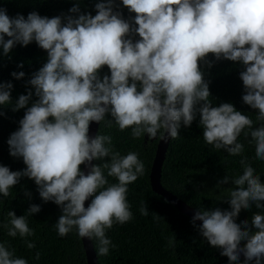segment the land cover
<instances>
[{
    "label": "clouds",
    "instance_id": "9594fccd",
    "mask_svg": "<svg viewBox=\"0 0 264 264\" xmlns=\"http://www.w3.org/2000/svg\"><path fill=\"white\" fill-rule=\"evenodd\" d=\"M122 4L136 14V26L113 11V0L97 3L95 16H67L63 21L60 16L48 18L36 12L26 19L19 14L10 18L0 8V47L5 55L16 44L27 46L33 41L47 52V62L29 81L38 99L7 141L10 155L22 157L26 168L11 171L0 166V194L8 197L22 176L33 179L40 197L61 208L62 215L54 225L58 235L65 237L75 229L81 238L94 237L101 256L108 255L111 245L106 230L132 219L128 185L143 174L144 165L135 152L121 156L113 151L111 136L90 137V122L100 123L110 113L109 127L114 122L120 131L131 128L133 139L144 134L155 138L161 129L162 139L166 133L175 139L181 122L189 127L199 115L206 144L237 156L244 150L238 137L250 135L255 157L264 161V123L251 130L253 120L233 104L212 106L208 82L199 67L201 61L209 63L208 54L217 60L241 62L245 68L240 73L245 91L242 100L258 109L256 119L264 122V0H122ZM69 11L76 13L79 8ZM136 34L140 39L134 42L130 37ZM105 65L110 76L101 79L99 71ZM12 76L20 79L24 73L13 72ZM11 88V83H0V105L11 102ZM32 95L31 91L20 95L13 111L25 108ZM105 157L110 162L103 169L118 181L107 187L102 167L91 163ZM240 163L243 174L233 178L238 187L229 193L231 211L198 210L192 223L202 221L201 235L220 248L229 262L239 264L243 254L244 264L253 259L261 264L264 215L252 217L254 233L247 230V220L241 222L242 229L235 218L252 203L264 207L260 203L264 183L254 175L247 158ZM81 165L89 168L87 174ZM228 180L225 176L220 183ZM93 196L86 208L85 201ZM40 210L33 204L27 215ZM140 212L148 215L143 202ZM8 216L10 227H5L9 236L35 234L26 215L17 217L9 211ZM241 241H246L243 247ZM25 242L29 249L35 247V243ZM0 264L28 261L14 258L0 243Z\"/></svg>",
    "mask_w": 264,
    "mask_h": 264
},
{
    "label": "trees",
    "instance_id": "16d2710c",
    "mask_svg": "<svg viewBox=\"0 0 264 264\" xmlns=\"http://www.w3.org/2000/svg\"><path fill=\"white\" fill-rule=\"evenodd\" d=\"M100 2L106 3L107 0H0V8L6 9L10 18L19 14L26 19L29 13L36 12L42 17L60 16L63 21L67 16H95V5ZM74 6L79 8L76 13L69 11ZM113 11L120 13L124 20L136 26V14L129 12L128 8L123 6L122 0H113ZM130 38L134 42L140 39L138 34ZM7 39L10 38L5 36V40ZM206 59L211 66L201 61L199 67L204 73V80L208 82L212 106L231 103L236 110L253 120L251 130L258 128L261 123L256 119L258 109H252L242 100L245 94L240 79V73L245 70L243 64L223 58L217 60L212 54H208ZM46 62L47 52L35 41L27 46L16 44L7 55L0 47V83L12 84L11 102L0 105V166H6L11 171H23L26 168L22 157L10 155L7 141L10 135L19 129V121L24 117L27 108L38 99L29 81ZM13 72H23L24 76L17 79L12 76ZM99 75L101 79L105 75L110 76L106 65L99 71ZM29 91L33 95L25 108L13 111L19 96L27 95ZM110 119V113L106 114L105 120L99 123L96 135L111 136V147L121 156L129 152L137 153L143 162L144 172L135 182L128 185L127 201L132 219L123 225L114 224L111 229L106 230V237L111 240L108 255H97L98 241L94 237L91 239L97 264H237L235 261L229 262L228 257L220 254V248L208 243L201 235L196 222L194 225L192 219L179 212L151 188L150 168L157 141L164 130L161 129L155 138L144 134L138 139H133L131 128L120 131L114 122L109 127ZM199 119L197 115L189 127H185L181 122L179 136L170 139L161 168V183L167 190L199 211H212L217 208L231 211L229 193L238 187L232 181L243 174L240 161L247 158V163L255 169L254 175L260 176L261 183H264V161L255 157V143L251 141L250 135L246 137L242 133L238 137V142L244 145V150L237 156L206 144ZM109 162L110 157L93 160V165L102 167L108 182L105 187L118 182L115 177L108 176L107 169H103V165ZM225 176L229 177L228 183L221 184L220 181ZM92 199L94 196L90 197V203ZM142 202L147 206V216L141 215ZM260 203L264 205V201ZM33 204L39 205L41 210L27 215L29 207ZM9 211L15 212L17 217L26 215L28 226L35 234L25 238H21L19 234L16 237L9 236L8 228L5 227H10ZM255 214L264 215V207L257 208L255 203H252L249 209L242 208L235 222L241 224L243 229L241 222L247 220V230L254 233L257 231L252 225V217ZM61 215L62 211L58 205L52 201L45 202L40 197L35 181L22 176L10 189L8 197L0 194V243L13 252L14 258H23L28 264H87L82 240L76 230L73 229L65 237L58 235L54 225ZM26 240L35 243V247L29 249ZM244 244L246 241H241L240 246L243 247ZM37 253L39 259H36ZM244 262L245 259L240 258L239 264ZM248 264H256L255 259L248 261ZM261 264H264V258L261 259Z\"/></svg>",
    "mask_w": 264,
    "mask_h": 264
},
{
    "label": "water",
    "instance_id": "95a60500",
    "mask_svg": "<svg viewBox=\"0 0 264 264\" xmlns=\"http://www.w3.org/2000/svg\"><path fill=\"white\" fill-rule=\"evenodd\" d=\"M98 126H99V123L90 122V126H89L90 137L94 138L96 136ZM163 134H164V131H163ZM162 135L159 137L157 141L153 161H152L151 168H150L149 179H150L151 188L156 193L163 196L179 212H181L182 214L192 219L194 213L198 210L194 208L193 206L189 205L188 203H186L176 194L167 190L161 183V180H160L161 168H162V164L165 158L166 150L169 145V141L171 139L170 137L167 136V133L165 134L166 136L165 139H162ZM91 163L93 164V161ZM81 170L84 171L85 174H87L89 171V168L86 167L85 165H82ZM89 204H90V198L85 201V207L87 208ZM196 223L200 226L202 224V221H196ZM81 240H82L83 248L85 250L87 264H97V258H96L95 250L93 248L91 239H88L85 237V238H81ZM240 258L245 259L243 254L240 255Z\"/></svg>",
    "mask_w": 264,
    "mask_h": 264
},
{
    "label": "rangeland",
    "instance_id": "374dc122",
    "mask_svg": "<svg viewBox=\"0 0 264 264\" xmlns=\"http://www.w3.org/2000/svg\"><path fill=\"white\" fill-rule=\"evenodd\" d=\"M261 123H264V122L261 121ZM261 123H260V124H261Z\"/></svg>",
    "mask_w": 264,
    "mask_h": 264
}]
</instances>
